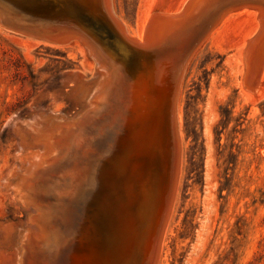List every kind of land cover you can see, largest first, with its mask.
<instances>
[{
	"label": "rangeland",
	"instance_id": "rangeland-1",
	"mask_svg": "<svg viewBox=\"0 0 264 264\" xmlns=\"http://www.w3.org/2000/svg\"><path fill=\"white\" fill-rule=\"evenodd\" d=\"M182 1L186 0L109 3L127 32L136 38L142 34L145 39L147 28L141 29L146 18L149 24L157 14L176 13ZM255 1L244 0V9L233 7L224 17H217L214 8L200 15L192 41L185 38L187 33L178 34L187 26L182 23L159 45V52H167L165 60L150 62L151 57L129 55L120 77L125 84L133 82L119 103L120 119L128 129L109 170L114 171L104 201L107 220L98 232L92 230L93 239L72 236L60 258L51 261L41 255V262L60 264L71 256L82 258L78 262L82 264L89 254L83 245L95 246L104 236H115L118 246L125 244L131 209L146 190L141 183L154 172L161 179L160 206L167 152L173 143L175 172L157 264H264V51L260 53L262 41L261 46L255 43L250 47L254 37L258 38L264 0ZM57 42L40 40L9 21H0V264H18L21 234L31 226L29 208L9 185L17 178L12 174L26 166L25 154L35 147L41 132L57 125L71 134L73 123L91 112L87 108L90 99L104 81L97 60L81 40L63 38ZM190 46L192 55L175 84L173 126L168 102L171 76ZM182 49V55L174 58ZM164 68L169 72L162 80ZM194 131L198 145L189 136ZM96 164L89 162L81 169L91 175Z\"/></svg>",
	"mask_w": 264,
	"mask_h": 264
},
{
	"label": "bare ground",
	"instance_id": "bare-ground-1",
	"mask_svg": "<svg viewBox=\"0 0 264 264\" xmlns=\"http://www.w3.org/2000/svg\"><path fill=\"white\" fill-rule=\"evenodd\" d=\"M199 1L201 0L196 2V6H194V0H186L184 3L182 1V6L174 10L177 13L185 8V11L189 12L185 19L178 21L187 23L182 31H180L181 28L178 30V34L187 33L185 38H188L189 41H192L191 38L195 33L200 15L214 8L215 11L218 9L216 11L217 17L221 14L224 17V14L231 8L245 4L244 0H204L198 6ZM111 8L109 0H0V19L13 23L19 31L25 34L46 42L55 43L63 38L81 40L97 60L98 68L100 67L104 80L96 91L94 89L95 93L90 99V107H87L91 112L86 111L76 121V124L73 123L75 129L71 131V134H66L57 125L55 127L51 126L52 128L48 131L41 132L37 136L35 147L30 148V151H25L26 161L24 164L26 166L20 168V173L12 174L13 176L17 175V178L13 182L11 181L9 185L13 187L22 204L29 208L31 212V226L21 234L22 242L18 264H45L41 262L43 255L47 259L50 258L51 261H56L60 258L59 255H62V249L70 237L78 235L77 237L91 238L93 236L92 230L97 228L98 232L103 220H107V214H104L106 213L104 201L108 199L107 193H110L107 181L112 177V171H114L109 170L111 166L115 165V159L120 150L119 142L128 129L125 120L120 119V97L131 90L132 85H129V83L133 82L128 81L125 84L121 81V67L127 62L131 53H138L141 56L143 55L142 57H151L150 62L158 61V59L165 60L166 58L167 52H159L162 47H159V45L165 41L166 34L172 29L171 25H175L176 22L170 23L171 21L166 20L167 18L164 16H167V14L153 16L149 24L146 18L141 30L147 28V35L145 39H143L142 34L139 38H136L127 32L128 29H125L124 23L121 20L122 24L119 21L120 19L117 20ZM244 8L242 6V9ZM236 9L238 8L236 7ZM146 23L148 27H146ZM254 38L250 47L255 43L257 46H261L260 42L262 41V50L260 51L262 54V51H264L263 10L261 12L258 38L256 36ZM154 45L157 47H153ZM246 46L248 47V45ZM177 51L174 58L182 55L183 49L180 52ZM251 52L252 50H247V53L250 54ZM166 68L161 71L163 74L162 80L166 78L165 76L169 72ZM261 84L259 83V86ZM245 85L246 83H244ZM261 90L262 88L259 92ZM91 118L95 119L86 129H83L82 126L88 124ZM33 123L35 122L33 121ZM29 124L31 125V123ZM24 132L26 131L24 130ZM88 160L97 163V169L91 175H86L85 171H82L85 166L88 167ZM154 173L152 176L144 178L143 183H141L146 190L136 200L131 209L129 235L125 239V244L118 246V239L115 236H104L96 242L95 246L90 243L83 245V249L86 247L89 254L86 255L85 259L83 257L84 262L82 264H144L150 228L154 221L157 206H159L158 199L160 190H162L159 189L161 179L156 172ZM74 202L79 203L76 208L69 206ZM166 227H164L161 234L160 245ZM12 252L9 253L11 256ZM69 259L72 262H69ZM80 259L68 256L66 259L63 258L60 264L62 261V264H72L73 261H75V264H79Z\"/></svg>",
	"mask_w": 264,
	"mask_h": 264
},
{
	"label": "water",
	"instance_id": "water-1",
	"mask_svg": "<svg viewBox=\"0 0 264 264\" xmlns=\"http://www.w3.org/2000/svg\"><path fill=\"white\" fill-rule=\"evenodd\" d=\"M204 0L199 1L198 6L203 2ZM196 2L198 0H194V6H196ZM193 6V7H194ZM195 9V8H194ZM189 12L185 11V8H182L177 13L167 14V16H164L167 18L166 20L172 22H176L175 25H171L172 29L168 34H166L165 39L170 36V34L178 28L182 23L178 22L187 17ZM153 47H157L154 45ZM193 49V46H190L186 51V53L181 57L178 67L176 69V72L171 76L173 81V87L171 88L170 94H169V112H170V122L174 126V109H173V103L175 98V90L176 86L175 84L178 81V75L180 71L182 70L183 66L185 65L189 55L191 54ZM167 160H166V170H165V178H164V188L162 191V199L161 204L158 206L154 221L151 224L149 238H148V244H147V250L145 254V261L144 264H156L157 256L159 252L160 247V237L163 232V229L165 227L166 223V217L168 212V204H169V192L170 190V181L172 179V176L175 172V154H174V144H170V148L167 152ZM170 190V191H169Z\"/></svg>",
	"mask_w": 264,
	"mask_h": 264
},
{
	"label": "trees",
	"instance_id": "trees-1",
	"mask_svg": "<svg viewBox=\"0 0 264 264\" xmlns=\"http://www.w3.org/2000/svg\"><path fill=\"white\" fill-rule=\"evenodd\" d=\"M194 132H195V133H193V135H190V133H189V136H192L195 145H198V144H199V138L197 137V133H196V131H194ZM196 173H197V172H196Z\"/></svg>",
	"mask_w": 264,
	"mask_h": 264
}]
</instances>
